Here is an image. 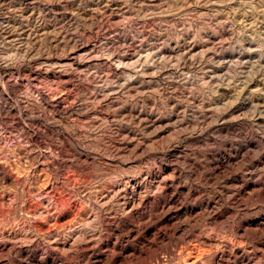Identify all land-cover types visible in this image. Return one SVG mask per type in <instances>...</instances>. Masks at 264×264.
I'll return each mask as SVG.
<instances>
[{
  "label": "rangeland",
  "instance_id": "374dc122",
  "mask_svg": "<svg viewBox=\"0 0 264 264\" xmlns=\"http://www.w3.org/2000/svg\"><path fill=\"white\" fill-rule=\"evenodd\" d=\"M19 1L0 264H264V0Z\"/></svg>",
  "mask_w": 264,
  "mask_h": 264
},
{
  "label": "bare ground",
  "instance_id": "6f19581e",
  "mask_svg": "<svg viewBox=\"0 0 264 264\" xmlns=\"http://www.w3.org/2000/svg\"><path fill=\"white\" fill-rule=\"evenodd\" d=\"M25 0H20L18 3L21 5L23 2H24ZM56 14V13H55ZM13 28H7V29H5V34H7L8 36H13V34H16L15 33V31H17V30H20L21 32L18 34V36H24L25 35V33H24V31H23V29L20 27V26H18L17 27V29H16V27L14 28V29H16V30H12ZM6 35V36H7ZM17 36V37H18ZM26 37V39H24V40H21V43H24V44H28V43H30V37L27 35V36H25ZM50 40V39H49ZM189 65V64H188ZM249 76V75H248ZM244 82H246V81H244ZM245 88V87H244ZM55 106V105H54ZM258 114H262V113H260L259 111L257 112ZM257 114V115H258ZM258 168V167H257ZM249 170V169H248ZM206 208V207H205Z\"/></svg>",
  "mask_w": 264,
  "mask_h": 264
}]
</instances>
